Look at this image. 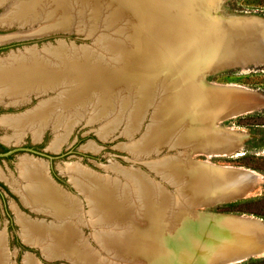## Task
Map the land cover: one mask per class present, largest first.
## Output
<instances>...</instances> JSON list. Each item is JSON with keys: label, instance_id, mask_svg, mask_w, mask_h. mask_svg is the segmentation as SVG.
Masks as SVG:
<instances>
[{"label": "bare ground", "instance_id": "6f19581e", "mask_svg": "<svg viewBox=\"0 0 264 264\" xmlns=\"http://www.w3.org/2000/svg\"><path fill=\"white\" fill-rule=\"evenodd\" d=\"M6 1L0 0V7ZM222 1L217 6L212 0L160 1L164 34L157 44L149 37L161 32L154 31L148 0H16L0 17L4 27L26 25L29 35L76 28L93 44L79 47L60 41L44 50L29 48L0 59V105H21L33 95H50L32 111L8 116L4 122L13 133L4 140L17 143L28 133L42 140L51 128L55 138L50 149L59 151L74 127L86 119L102 124L103 137L123 130L130 140L127 150L136 158L164 146L192 147L195 155L198 144L209 157H231L248 135L223 121L264 106V93L205 76L264 60V18L249 13L220 16ZM194 2L198 12L191 9ZM140 11L149 20L144 25ZM8 38L0 36V43ZM160 94L166 97L158 102ZM254 96L263 100L255 103ZM154 107L153 122L136 139ZM189 158L167 155L148 162L152 170L173 180L176 196L135 168L116 165V177L94 174L77 163L62 168L88 198L99 249L83 234L86 215L81 200L57 184L46 161L26 155L15 181L1 170L0 176L10 181L25 205L58 220L47 223L18 214L26 240L40 244L50 257L65 256L76 264H187L189 252L195 254V264H232L264 256L263 218L204 209L252 197L264 175L245 166ZM186 191L198 205L187 203ZM209 227L218 229L216 238H209L206 249L196 250L194 239ZM168 238L170 246L165 243ZM4 239L1 234L0 264H8ZM27 260L38 264L32 256Z\"/></svg>", "mask_w": 264, "mask_h": 264}, {"label": "rangeland", "instance_id": "374dc122", "mask_svg": "<svg viewBox=\"0 0 264 264\" xmlns=\"http://www.w3.org/2000/svg\"><path fill=\"white\" fill-rule=\"evenodd\" d=\"M8 1H6L0 7V17L8 13L16 2V0ZM148 1V3H150L151 11L150 18L156 22L154 24V26L156 25L154 31L159 30L158 32H161L159 34L152 32L149 34V37L152 36L151 38L154 40V43L158 44L160 41L159 36L164 34L160 28L161 13H159L160 9L158 6L160 1L162 2L163 0L153 1L154 3L150 2V0ZM212 1L214 6H217L218 0ZM222 2L220 3L221 11L220 7L218 9V14L220 16L252 13L253 15L256 14L257 16H262V18H264V0H227L223 4ZM192 5L195 6H192L191 9L194 10V12H198L199 5L197 2H194ZM171 7L173 9L172 12H174L176 9L178 10L177 4H174ZM192 10H190V12H192ZM140 13L142 14L140 15L143 17L140 21L144 25L149 20L145 19L143 11H140ZM213 13L217 15V10H214ZM37 27L39 28L40 24H38ZM28 30L29 26H24L22 24H14L9 27H4L0 24V36L10 37L8 39H11L0 43V59L12 54H16L19 51L25 52L29 48H36L39 51L44 50L45 47L57 46L60 41H63L64 44L67 43L66 45H77L79 47L81 45L92 46L93 44V39L86 35L88 38L87 39L85 33L76 28L70 29L68 32L54 29L47 31L51 34H46L45 32L44 34L46 35L38 33L41 36H38L37 34L29 35ZM17 35H20V37ZM107 59L111 58H106V60ZM113 64V66L117 65L115 63ZM227 69H223L225 71L221 70L222 72L217 71L218 73L213 72L216 74L211 76L209 81L220 84H242L264 93V65H252L249 67L243 65ZM196 71H198V68H196ZM180 73L181 72L178 71V75H180ZM50 93L53 95L54 91L51 90ZM49 96L50 95H33L30 101L21 105H0V144L2 145V147H0V170L5 174V177H9L8 179L12 182L20 176V165L22 163L21 161L23 156H33L46 161L48 163L49 174L52 178H54V180H56L57 184L70 193V195H75L74 198L77 197L81 200L83 214L86 215V223L82 226L83 234L86 238H88V240L91 241L92 246L96 247L97 249L101 248L102 246L95 238L94 232L96 227H93V218H91V214H89L90 204L88 198L76 187L75 183L71 179V174L65 172L62 169L63 167H67V164L77 163L78 165L85 167L87 170L94 172V174L102 176L109 175V177H116L115 175H118L113 171V167L116 165L122 166V168H135L144 171L146 174H149L151 178H153L173 195L175 194V196L178 193V188L176 187L173 180L171 178H165L164 175L152 170L150 165H148V162L151 161L150 163H152V161H156L162 157L164 158V156L167 157V155H180L183 157H190L191 159L195 158L194 161L209 160L210 162L218 165L229 164L245 166L256 169L264 175V107L255 113L240 117L238 116L235 117V119L230 118L223 121L222 125L235 126L239 130L245 131L248 135L243 146L237 152L232 154L231 157H209L207 154L201 151L202 147L205 148L204 145L198 144L197 146H194L197 150L195 151V155L194 153H191L192 147H188V151L184 146H164L163 148H159L153 152L150 156H148L149 158L147 156L144 158H136L129 150H127L130 140L126 135L123 134V130H119L113 133L111 136L103 137L100 135V128L102 124L88 123L86 119L85 122L83 120L74 127L68 141L63 144L61 150L59 151L50 149L51 142L55 138V132L51 128L46 130L42 140L36 141L34 136L31 133H28L22 141L17 143L15 141L6 142L4 138L7 135H11L13 133V130L4 122L6 118L11 115L18 116L32 111L42 102V100L47 99ZM159 97L160 98L158 102L166 96L164 94H160ZM262 100L263 99L259 98L258 96H254L253 99L255 103H259ZM157 105L155 107H157ZM251 106L252 104H249V107ZM155 107L145 118V123L143 122L141 127V133L137 135L136 139H140L143 133L146 131L148 125L153 122L151 113L154 112ZM200 141V143H206V141H203L202 139H200ZM10 181H7L0 176V236L2 234L5 238L2 244L5 248L4 256L7 258L8 264H27V258H29V256H32V258L38 262V264H76L73 260L68 259L65 256L50 257L40 244L30 243L28 240H26L25 229L20 221L18 215L19 212L29 216L34 220H46L47 223H52L53 221L58 223V220L56 221V218H54L52 215H49L45 212H38L32 209L30 206L25 205L20 194L16 191ZM181 188L182 189L180 190L183 191L184 188ZM184 194V198H186L187 203H191L193 206L194 204L198 205V202H196L197 200H190L188 198L191 196L189 192L186 191ZM192 201L195 202L193 203ZM199 201V203L203 202V200ZM204 209L209 212L250 214L264 219V180H261L257 183L252 197L240 199L232 203L224 202L216 206L214 205L211 207H206ZM198 210L199 211L197 212H200L201 209L198 207ZM208 229L199 237L194 239V247L196 250H201L204 248L206 242L210 241V237L211 240L216 238L218 229L215 227H209ZM210 230H212V232ZM168 242L169 238L168 240L165 239L166 246L171 245ZM185 248L187 249V247ZM185 255L187 256L185 260L187 264H195L197 262L193 259L195 254L191 255L188 252ZM175 262L176 264H179L178 261ZM175 262L171 261L170 264H175ZM239 264H264V256L254 257Z\"/></svg>", "mask_w": 264, "mask_h": 264}, {"label": "water", "instance_id": "95a60500", "mask_svg": "<svg viewBox=\"0 0 264 264\" xmlns=\"http://www.w3.org/2000/svg\"><path fill=\"white\" fill-rule=\"evenodd\" d=\"M225 1H227V0H224V2ZM223 2V3H224ZM222 3V4H223ZM221 8V7H220ZM220 11H221V9H220ZM245 13H247V12H245ZM240 15H245V14H240ZM251 15H253L252 13H251ZM254 15H256V14H254ZM55 32H58V31H55ZM45 32H41L40 34H43V35H46V34H51V33H48V32H46V34H44ZM38 36H41V35H39V34H37ZM248 67L249 66H252V65H254V66H257V65H264V60H260V61H258V63L257 62H249V63H247L246 64ZM240 68V67H239ZM228 70V69H227ZM223 71H225V70H223ZM222 72V71H221ZM218 73V72H217ZM216 73H212V74H208V75H206L205 76V79L206 80H209L210 79V77L211 76H213V75H215ZM244 107V106H243ZM264 106H261V107H255V108H253V109H247L245 112H244V114H241L240 116H243V115H249V114H252V113H255V112H257V111H259L260 109H262ZM246 108V107H245ZM239 116V117H240ZM229 121V120H228ZM228 121H226V122H228ZM230 203H232V202H230ZM205 206V205H204ZM204 208H206V206L204 207ZM254 257H263V256H250V257H248L247 259H244L242 262H236V263H232V264H239V263H243V262H246V261H248L249 259H251V258H254Z\"/></svg>", "mask_w": 264, "mask_h": 264}, {"label": "trees", "instance_id": "16d2710c", "mask_svg": "<svg viewBox=\"0 0 264 264\" xmlns=\"http://www.w3.org/2000/svg\"><path fill=\"white\" fill-rule=\"evenodd\" d=\"M0 147H2V145L0 144Z\"/></svg>", "mask_w": 264, "mask_h": 264}]
</instances>
